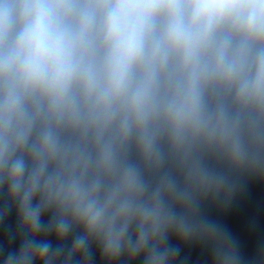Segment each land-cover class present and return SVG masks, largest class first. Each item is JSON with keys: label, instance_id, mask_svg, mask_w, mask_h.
Wrapping results in <instances>:
<instances>
[{"label": "clouds", "instance_id": "clouds-1", "mask_svg": "<svg viewBox=\"0 0 264 264\" xmlns=\"http://www.w3.org/2000/svg\"><path fill=\"white\" fill-rule=\"evenodd\" d=\"M255 186L264 0H0V264H264Z\"/></svg>", "mask_w": 264, "mask_h": 264}]
</instances>
